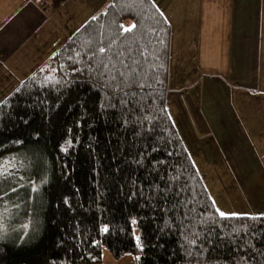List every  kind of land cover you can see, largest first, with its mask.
I'll list each match as a JSON object with an SVG mask.
<instances>
[{"label": "trees", "instance_id": "16d2710c", "mask_svg": "<svg viewBox=\"0 0 264 264\" xmlns=\"http://www.w3.org/2000/svg\"><path fill=\"white\" fill-rule=\"evenodd\" d=\"M171 36L110 0L0 103V264H264V216L219 215L169 115Z\"/></svg>", "mask_w": 264, "mask_h": 264}, {"label": "rangeland", "instance_id": "374dc122", "mask_svg": "<svg viewBox=\"0 0 264 264\" xmlns=\"http://www.w3.org/2000/svg\"><path fill=\"white\" fill-rule=\"evenodd\" d=\"M39 1L42 4L43 0ZM64 1L68 5L62 4ZM188 1L189 10L186 6L187 11L178 14V23L172 29L173 37L185 40L186 45L183 44V51L175 50L171 55L167 109L185 148L205 179L218 212L225 216L252 215L259 211L251 197L256 182L259 181L264 191V90L256 87L253 93L245 91L241 85V71L244 63H249L247 54L252 50L257 54L264 45V0H257L256 7L253 0ZM22 2L3 0L2 23ZM104 5L105 0H46V10H42L43 15L36 19L34 32L27 43L21 44L9 56L6 49L0 47V103L22 81L42 68L53 53ZM198 10L201 14L195 13ZM187 16L192 22L189 25L182 22ZM254 29H257L256 42L251 41ZM14 43L15 48L18 42ZM263 70L264 52H260L255 71ZM194 81L195 87L190 86ZM210 86L219 87L211 89ZM174 95H180L177 98L179 105H172ZM191 115L198 121L199 118L226 119L232 132L224 135L223 142L214 138L198 141L193 136L194 129L188 126ZM254 118L255 134L252 137L246 121ZM242 161L247 167H255L251 170L255 177H246L242 173ZM250 162H253L252 167ZM12 166V161H3L1 173ZM252 188L249 194L245 192ZM12 196L16 201L15 189ZM4 204L8 205V202ZM18 220L17 209L12 211L5 206L0 217V237H18ZM29 228L28 219L25 229ZM100 264H137V258L130 253L115 259L104 250Z\"/></svg>", "mask_w": 264, "mask_h": 264}, {"label": "crops", "instance_id": "0c3cea01", "mask_svg": "<svg viewBox=\"0 0 264 264\" xmlns=\"http://www.w3.org/2000/svg\"><path fill=\"white\" fill-rule=\"evenodd\" d=\"M22 1V0H21ZM39 0H23V2L21 3V5H19L15 10H13L12 12H10V14L8 15L7 20L2 23L3 21V17L1 16L2 13V6H3V0H0V47L5 48L7 53L6 55L9 56V54L14 53V51L22 44L24 45L25 43H27V41L30 39L32 33L34 32V25H35V21L37 18H41V16L43 15V11L46 10V0L42 1V4ZM110 0H105V5L102 7H99L97 12H102L104 10V8L106 7V5L109 3ZM158 7L160 8V10L163 12V14L165 15L166 19L168 20L170 27H171V31L172 29H174L175 24L178 23V14L181 13H185L187 11V9L185 8L186 6H188V10H189V1L186 2V0H153ZM20 2V0H19ZM253 5H258L257 0H253ZM62 4H67L66 1L62 2ZM68 5V4H67ZM45 6V7H43ZM102 9V10H100ZM195 12V11H193ZM187 13H190L189 11ZM195 13H199L201 14V12L198 10ZM189 16V15H188ZM187 18L184 20H182L183 23L189 25L191 24V20ZM175 31V30H173ZM175 33V32H174ZM257 33V29H254V38L256 36ZM251 41L253 42L254 39L252 38ZM14 42H18L16 45V47L14 48L13 46H15ZM192 43V41H190ZM256 42V41H254ZM195 44V42H193ZM185 44V40H182L181 38H174L173 37V33L171 36V51H170V63H171V55L173 52H175V50L183 51L184 48L182 47ZM250 52V51H249ZM260 52L263 53L264 52V45L260 46ZM256 51L252 50V52L248 53L245 52L248 55L249 58V63L245 66H243L242 71H241V85L244 86L246 89L245 91L247 92H254V89H256V87H258V89L260 90H264V70L262 72L259 71H255V62H256V57L257 55L260 53ZM256 54V55H255ZM5 55V56H6ZM174 55V54H173ZM6 56V57H7ZM175 61H173L174 63ZM176 63V62H175ZM170 73V70H169ZM243 83V84H242ZM196 82H192L189 85L195 87ZM207 85L209 84L208 82L206 83ZM255 86V88H254ZM211 89L213 88H218L219 86H210ZM194 94L196 95V93L194 92ZM180 95L176 96L174 95L172 97V105H179L180 100L177 98ZM186 105H192L190 103H187ZM254 119H248L246 121L247 126H249V128L247 129L249 131V133H251V136L254 137L255 131L253 129V122ZM188 122V126L190 125L194 130H193V136H195L198 140L200 141V139H204V140H208V139H219L220 142H223V139L225 138V134L228 131H231V129H229V122L226 123V119H222V120H215L213 121L212 119H206L203 120L202 118H199V121L194 119L192 117V115L190 116V121ZM259 122V120L257 121ZM252 126V128H251ZM243 132L244 129L240 128ZM264 129V128H262ZM236 131V129H235ZM235 131L233 132V134H235ZM232 132V131H231ZM231 134V133H230ZM243 162V161H242ZM253 162H250V166L252 167ZM257 166V165H256ZM255 168V167H247L244 162H243V172L246 177H255V174L251 173V170ZM205 180V179H204ZM258 181V180H257ZM247 191H245L247 194H249L250 192H252V189H245ZM252 200H255L256 203L253 204L254 206H256L257 210L259 211H255L258 213H254L252 215L249 214H245L246 216H264V191L263 188H261V186L259 185V181L256 182V187H254V195L251 196ZM239 216V215H238Z\"/></svg>", "mask_w": 264, "mask_h": 264}, {"label": "snow or ice", "instance_id": "6c2138e0", "mask_svg": "<svg viewBox=\"0 0 264 264\" xmlns=\"http://www.w3.org/2000/svg\"><path fill=\"white\" fill-rule=\"evenodd\" d=\"M219 215H220L221 217H224L226 214L223 213V212H219ZM103 231H107V228L103 229Z\"/></svg>", "mask_w": 264, "mask_h": 264}]
</instances>
